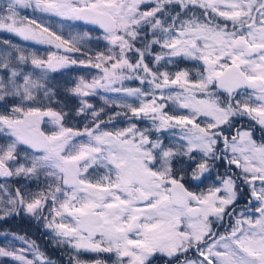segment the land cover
<instances>
[{
	"label": "snow or ice",
	"instance_id": "obj_1",
	"mask_svg": "<svg viewBox=\"0 0 264 264\" xmlns=\"http://www.w3.org/2000/svg\"><path fill=\"white\" fill-rule=\"evenodd\" d=\"M45 17L97 26L105 50L86 49L87 32L73 34V23L58 32ZM0 31L56 49L44 58L0 41V102L11 104L0 113V177H44L35 192L0 183V220L23 212L42 222L74 249L72 264H89L82 251L113 254L112 264H151L157 254L165 264H264V143L250 131L226 134L236 118L264 127V0H2ZM175 58L201 61L203 71L195 80L186 68L170 71ZM76 68L99 71L61 88L52 73ZM130 80L140 86L125 87ZM100 90L120 94L100 99L126 109L115 115L128 127H102L114 117L105 121V107L91 102ZM61 92L76 101L68 111L52 106ZM73 113L88 121L82 131L66 126ZM145 119L150 127L134 122ZM217 161L228 171L206 191L186 187ZM11 235L24 247L9 242L0 257L51 264L35 241Z\"/></svg>",
	"mask_w": 264,
	"mask_h": 264
},
{
	"label": "rangeland",
	"instance_id": "obj_2",
	"mask_svg": "<svg viewBox=\"0 0 264 264\" xmlns=\"http://www.w3.org/2000/svg\"><path fill=\"white\" fill-rule=\"evenodd\" d=\"M0 2H2V0H0ZM22 14H26L28 16H32V10L31 9H27V10H22ZM37 16H40L41 14L36 13ZM46 21H48L51 25V27L56 30V31H61L59 25L61 23H73V27L71 29V31L73 32V34H80L83 35L85 32L88 33V37H85V39L82 41V45L86 48V49H91L93 52L99 50V51H103L105 50V44L106 42L103 41L102 39H97L98 37H102V31H98L96 29H94L93 27L87 25V24H82L80 22H66V21H60L59 18L56 17H45ZM68 29L65 28L63 29V35H65L67 37L68 35ZM4 40H9L11 41V43L13 44H18L20 45L22 48H25L26 50L30 51V52H36L38 55L46 58L47 53L49 52V50L51 51H56V49L50 45H42V44H37L34 43L32 41H24L22 39H20L19 37L7 33V32H2L0 31V41H4ZM5 46L0 44V49L4 48ZM158 50V49H157ZM75 55H79V54H75ZM131 56V53L129 54ZM149 59H151L149 57ZM176 59V63H180L179 61H184L187 63H194L195 68L193 70V77H191L193 80L197 79V70L199 71H203V63L201 61H194V60H188V59H183V58H175ZM175 63V64H176ZM172 65H168V69L171 71L172 69ZM186 67H182L179 69H185ZM188 69V68H186ZM163 70V69H161ZM178 70V69H177ZM99 70L96 69H84V68H76L75 70H64V74L61 75L60 73H52V75L56 78L57 81H59V85L62 86L64 85L66 80L71 79L72 77H75L77 75H81V74H86V73H90L91 75H96L98 73ZM176 70H173V72ZM91 75H89V79H91ZM129 83H132L133 85H129ZM116 87H120V84L115 85ZM124 86L125 87H139V81L136 80H130V81H124ZM175 90H179V89H175ZM213 90H215L214 86H213ZM106 96L109 97L110 99H114L117 98L120 94H116V93H106L103 92V90L99 91V94L97 96H94L91 98V102L93 104L96 105V107H105V115L103 116L104 120L107 121L109 116H113L114 120L112 121V123H107L106 125H103L102 127L105 128V130H116V129H121V128H125L129 126L130 121L127 119V117H125L123 114H121L120 116H116L115 114L117 112L119 113H124L126 111V109L122 108V107H118L116 105H104V101L100 99V96ZM197 98H202L200 96V94H197ZM60 99V103H56L55 100L53 101V108L54 109H60L62 107H64L65 104H67L68 106L66 108H64L65 111H68L70 108L73 107V105L76 103L75 99L72 100H65V97L63 96V93L61 92V95L59 97ZM129 102H134L133 98H128ZM11 108V104L9 103L7 105V109L5 108V104L4 102H0V113L5 112L6 110H10ZM181 112H184L186 110H180ZM128 115H131V113H128ZM248 118V117H247ZM48 118H45V122L41 124V128L42 130L49 132L54 126L50 123L47 122ZM210 117H199L198 118V122H202V121H206L209 120ZM250 119V118H249ZM88 121L84 120L82 117H76L73 113V118L70 120H66V126H72L75 129L78 130H83L84 125L87 123ZM137 123L138 127L140 128H145V127H150V121L148 120H136L134 121ZM254 123L258 126V127H262L260 124H258L256 121H254ZM203 126V124H202ZM241 131H250L252 138L259 144V143H264V140L261 139H256L253 136V130H251L250 128H238ZM230 129L226 128V134H231ZM233 134V133H232ZM162 136V138L165 139V142L167 143L169 139H171L170 133L169 132H164L160 134ZM221 146V145H220ZM20 150H21V155L23 156V152L24 151H30L27 149L26 146L21 145L20 146ZM231 154V153H229ZM175 168L177 170H179L183 165L181 163H175ZM238 170V172H240V169L236 168ZM91 171V170H90ZM103 169L100 170V173L102 174ZM95 177H93L94 179ZM216 177H210V179H205L203 181V183L197 182V181H189L188 178L186 177V184H189L191 186V189L194 190L195 192L199 193L200 191H206L207 187L210 186L214 181H215ZM0 183H7L9 184L13 189L20 187V188H24L29 192H35L38 190V188H41L44 186V177L41 176L40 177V181H37L35 179H28L25 178L23 176L21 177H11V178H4V177H0ZM239 210V207H238ZM25 214V213H24ZM225 222H227V218L225 219V221L223 222L225 224ZM221 229V230H220ZM225 231V227L223 226H217L216 227V231ZM48 240H50L52 242L53 245L58 246L59 248H61V250L65 253H67L70 257L73 255H76L75 251L73 248H71L68 244L64 243L61 244L58 242V238L54 236V234L52 233L51 230L48 229ZM9 242H12L15 244V247L20 248V247H24V245L20 242V241H14L13 237L11 234H1L0 235V247H8L9 246ZM80 259L89 262V264H91V262H93L96 259H101L100 256L104 255V261H106V264H112V261L115 259L113 254H109V253H90V252H81L80 254ZM157 256L159 257L160 255L157 254ZM29 259L32 258L31 253L28 254ZM47 258V257H46ZM153 259V258H152ZM48 261L51 262V264H59L56 262V260L54 258H47ZM0 264H16L15 261H13L10 257H0Z\"/></svg>",
	"mask_w": 264,
	"mask_h": 264
},
{
	"label": "trees",
	"instance_id": "obj_3",
	"mask_svg": "<svg viewBox=\"0 0 264 264\" xmlns=\"http://www.w3.org/2000/svg\"><path fill=\"white\" fill-rule=\"evenodd\" d=\"M179 62L180 63H176L172 66L171 71L186 67L190 72V76L193 77V70L195 68L194 63H187L184 61ZM129 85L133 84L129 83ZM233 125L234 126L229 130L231 133L229 135H232V133L235 134L238 128H250L251 130H253L252 133L256 139L264 140V127H258L254 123V120H251L247 117L236 118L233 121ZM222 146L223 145L221 144V147ZM226 171H228L226 162L217 161L215 167L210 171V173H206V176L208 177V179H210V177H216L218 173L220 175H223ZM231 171L239 173L235 165L231 166ZM186 186L191 189V186L189 184H186ZM241 187L244 189V191L240 195L238 200L239 208L246 203V197L248 195L247 186L241 185ZM225 225H227V222H225ZM218 232L222 233V231L219 230ZM7 233H17L20 235H25L29 240L35 241V244L38 246L39 251L45 257L54 258L59 264H72V262L70 261V256L67 253L63 252L61 248L53 245L52 242L48 240V229L43 226V223L37 221L29 215L24 214L23 212H21L20 215H13L5 218L4 220H0V235ZM104 257V255L100 256L102 260L106 259H104ZM166 260V257L156 256L153 257L151 264H165Z\"/></svg>",
	"mask_w": 264,
	"mask_h": 264
},
{
	"label": "water",
	"instance_id": "obj_4",
	"mask_svg": "<svg viewBox=\"0 0 264 264\" xmlns=\"http://www.w3.org/2000/svg\"><path fill=\"white\" fill-rule=\"evenodd\" d=\"M77 22L84 23V22H82V21H77ZM84 24H85V23H84ZM87 25H89V26H91V27H93V28H95V29L101 31V30H100L97 26H95V25H90V24H87Z\"/></svg>",
	"mask_w": 264,
	"mask_h": 264
}]
</instances>
